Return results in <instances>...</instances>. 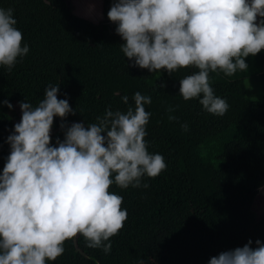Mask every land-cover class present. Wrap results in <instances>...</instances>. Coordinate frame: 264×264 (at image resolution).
I'll return each instance as SVG.
<instances>
[{
	"label": "trees",
	"instance_id": "obj_1",
	"mask_svg": "<svg viewBox=\"0 0 264 264\" xmlns=\"http://www.w3.org/2000/svg\"><path fill=\"white\" fill-rule=\"evenodd\" d=\"M112 2L102 0V18L92 33L91 24L80 28L68 0H0V8L13 9L21 45L29 46L11 71L0 66V101L13 104L11 110L0 104V170L9 154L5 138L17 118V101L36 106L50 83L59 84L57 98H67L77 110L64 118L68 125L96 123L109 107L126 111L124 95L129 105L137 91L150 96L144 106L151 113L144 140L147 151L161 154L166 164L157 176H142L140 187L109 186L123 197L127 219L109 237L107 254L87 247L77 234L47 264H137L139 259L145 264H207L249 239L251 247L256 239L264 243V213L257 215L253 207L258 189L264 191V49L244 58L247 70L231 76L209 72L214 94L229 104L223 116H216L203 110L199 97L184 100L178 93V80L198 71L193 66L172 74L129 66L120 49L124 41L106 16ZM251 85L260 92L257 98L249 94ZM169 106H175L171 113ZM60 121L54 116L50 143L63 140ZM184 122L186 132L180 127Z\"/></svg>",
	"mask_w": 264,
	"mask_h": 264
},
{
	"label": "clouds",
	"instance_id": "obj_2",
	"mask_svg": "<svg viewBox=\"0 0 264 264\" xmlns=\"http://www.w3.org/2000/svg\"><path fill=\"white\" fill-rule=\"evenodd\" d=\"M106 16L124 41L120 49L129 66L169 74L186 66L198 69L178 80V93L184 100L199 97L203 110L216 116L229 104L214 94L209 72L231 76L247 70L244 58L264 49V0H113ZM16 24L13 9L0 8V66L8 71L29 52ZM58 90L59 84H48L36 106L17 101L21 116L5 138L9 154L0 170V264L55 261L64 241L77 234L87 247L107 254L109 237L127 219L123 197L109 186L140 187L142 176L155 177L166 168L164 157L148 152L144 140L150 96L137 91L129 105L124 95L126 111L109 107L96 123L68 125L64 118L77 110L67 98H57ZM0 104L13 108L8 99ZM166 110L171 113L175 106ZM54 116L61 118L63 140L50 143ZM180 127L188 131L187 122ZM252 244L249 239L207 264H264V243Z\"/></svg>",
	"mask_w": 264,
	"mask_h": 264
},
{
	"label": "rangeland",
	"instance_id": "obj_3",
	"mask_svg": "<svg viewBox=\"0 0 264 264\" xmlns=\"http://www.w3.org/2000/svg\"><path fill=\"white\" fill-rule=\"evenodd\" d=\"M73 5L72 7V15L75 16V19L78 20V24L82 30L86 29L87 24H91L92 28L90 32H96L97 24L102 18V0H68ZM91 6V7H90ZM260 20V17L257 18ZM256 86L251 85L249 88V94L251 97L257 98L260 94L258 91V96L255 94ZM255 94V95H254ZM257 96V97H256ZM14 112L16 113V117L14 122L17 123L20 120L21 112L18 105H15ZM254 210L257 215H261L264 213V191L260 187L258 189V193L254 200Z\"/></svg>",
	"mask_w": 264,
	"mask_h": 264
}]
</instances>
